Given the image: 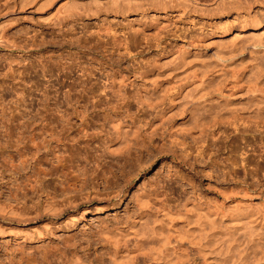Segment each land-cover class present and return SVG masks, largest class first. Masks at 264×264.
Wrapping results in <instances>:
<instances>
[{
  "label": "rangeland",
  "instance_id": "rangeland-1",
  "mask_svg": "<svg viewBox=\"0 0 264 264\" xmlns=\"http://www.w3.org/2000/svg\"><path fill=\"white\" fill-rule=\"evenodd\" d=\"M44 1L46 5L48 0ZM91 1L94 0H49L46 8L30 12L31 17L20 15L22 18L8 27V34L10 32L17 41L30 36L37 49L28 54L0 49V203L29 214L41 212L46 203L63 209L68 196L79 198L81 202L84 201L82 196H89L86 204L50 222L47 237L31 240L24 232L0 234V264H18L21 257L26 256L23 252L28 246H33V255L39 264H59L61 257L57 253L43 259L47 245L55 246L51 250L57 246L63 249L67 235H76L77 241L85 240L100 219L126 217L135 209L134 194L140 190L157 186L171 197L175 194L170 191H176L181 196L194 192L207 198L245 177L241 169L236 175L224 177L227 169H213L204 164L206 158L198 157L196 151L183 152L182 146H171L169 136L148 142L149 108L125 98L143 83L149 84L134 79L133 72L147 70L150 77L158 74L157 79L164 81L173 70L165 56L171 59L178 48L189 42L190 36L203 42L210 23L232 20L236 15L210 17L203 6L194 8L196 6L180 0H104L101 4ZM258 9L261 7L254 8ZM141 23L146 31L135 32V26ZM6 24L9 23L2 25ZM210 53L208 50L203 55ZM12 59L15 62L9 68ZM44 66L51 71L43 72ZM113 70H121L123 75L131 77L123 87L122 98L107 93L109 89L104 88ZM98 95L102 98L100 102ZM45 105L50 109L47 115L51 113L48 129L53 130L49 136L53 139L48 160L39 161L41 154L30 159L31 152L25 142L27 135L39 131V128L32 130L29 122L34 119L40 123ZM113 112L136 127L140 141H146L145 146L138 139L134 142L137 145L133 143L134 148L130 147L131 151L112 155L105 149L102 140L113 137L107 122ZM61 115H64L63 121L59 119ZM62 124L65 137L57 140L62 137ZM239 141L235 154L240 153ZM18 149L25 151L22 150L26 158L30 157V162H20ZM229 149L216 152L217 156L227 157ZM191 153L194 156H190ZM248 182L252 180L248 178ZM72 212L83 213V216H78L74 226L67 227L65 220ZM44 222L45 219L36 224L40 226ZM0 224L15 225L1 220ZM30 227L32 225L19 226L24 231ZM95 247L99 252L100 244Z\"/></svg>",
  "mask_w": 264,
  "mask_h": 264
},
{
  "label": "bare ground",
  "instance_id": "bare-ground-1",
  "mask_svg": "<svg viewBox=\"0 0 264 264\" xmlns=\"http://www.w3.org/2000/svg\"><path fill=\"white\" fill-rule=\"evenodd\" d=\"M42 1H0V49L26 54L37 49L36 42L30 36L17 41L7 30L23 14L27 16L32 11L46 8L44 6L49 0L44 1L46 5ZM95 1L101 4L104 0ZM180 1L196 6L194 8L203 6L210 17L232 13L236 16L232 20H215V23L209 24L210 30L204 35L203 42L190 36L189 42L178 48L171 59L165 56L173 70L167 73L164 81L157 79L158 74L157 77H150L147 70H134V79L149 84L143 83L125 98L149 108L151 117L146 122L148 142L156 137L164 140L169 136L167 139L171 146H182L183 152L196 151L198 157L203 156L202 159L208 161L204 164L213 169H227L221 172H224V177L236 175L239 169L245 172V177L236 179L240 182L219 189L214 196L207 198L194 192L181 196L176 191H170L175 194L171 197L166 190L157 186L140 190L134 194L135 209L126 217L100 219L92 234L82 242L77 241L74 234L67 235L63 249L57 246L51 250L55 246L47 245L43 259L46 260L50 253H57L61 257L59 264H264V0ZM256 6L261 9L254 10ZM7 22L9 24L4 26ZM139 30L146 31L142 23L135 26V32ZM208 50H211L210 55L204 56L203 53L207 54ZM13 62L15 60L12 59L9 68ZM23 65L26 69L27 65ZM42 70L50 72L51 68L44 66ZM111 74L104 88L109 89L107 93L122 98L123 87L131 77L123 75L121 70H113ZM98 96V102L102 101ZM49 110L45 105V114L40 117V123L33 118L29 122L32 130L39 128V131L26 136L29 137L27 142L31 143L25 142L31 158H26L25 151L18 149L22 151L18 152L20 162H30L39 154V161L48 160L53 139L49 137L53 131L48 129L52 120L48 116L51 113L47 115ZM63 118L64 115H61L59 119L63 121ZM108 119L113 137L102 140L105 149L112 155L123 150L131 151L130 147L133 149L132 145H137L136 141L141 138L136 127L116 113L109 115ZM43 120L47 121L42 123ZM64 127L62 124V137L57 140L65 137ZM239 139L240 153L235 154L239 150ZM19 140L22 141L23 137H19ZM145 142L143 139L139 143ZM229 147L227 157L217 156L216 152L222 153V149ZM210 148L212 152H209ZM248 178L252 182H248ZM83 198L81 202L79 198L68 196L63 209L46 203L41 212L29 214L12 205L0 203V220L15 224L7 227L0 224V234L24 232L31 240L47 237L50 222L86 204L89 196H82L81 200ZM94 201L102 202L95 198ZM78 216L82 217L83 213L72 212L65 220L66 226H74ZM44 219L42 225L36 224ZM22 225L32 227L24 231L19 228ZM99 244L101 248L98 252L95 246ZM24 249L26 256L21 257L18 264L21 261L24 264H39L33 255V246Z\"/></svg>",
  "mask_w": 264,
  "mask_h": 264
}]
</instances>
